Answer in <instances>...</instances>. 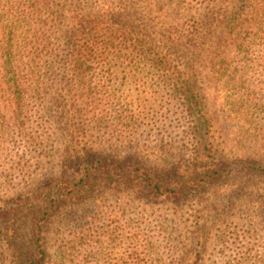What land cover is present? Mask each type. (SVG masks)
Here are the masks:
<instances>
[{"label":"rangeland","instance_id":"obj_1","mask_svg":"<svg viewBox=\"0 0 264 264\" xmlns=\"http://www.w3.org/2000/svg\"><path fill=\"white\" fill-rule=\"evenodd\" d=\"M61 60L50 58L49 70L38 61L37 77L46 79L40 86L43 99L8 105L0 91V264H14L15 258L33 252L35 232L48 248L72 239L77 249L82 245L74 252L76 264H125L150 248L164 263V246L170 242L161 230H167L180 264H262L264 67L257 74L246 71L248 84L241 91L245 103L237 104L242 108L236 117L227 119L209 101L203 107L214 120L206 152L223 160L227 169L206 181L193 200L164 203L146 195L144 183L135 177L142 172L132 167H204L194 149L200 116L173 98L171 84L182 76L162 74L145 63L126 67L111 57L106 65L79 74L72 81L78 84L66 87L63 81L75 76L71 70L64 72ZM92 91L100 92L93 101L74 102L81 94L93 96ZM57 99L65 108L63 117L50 106ZM77 144L81 161L108 165L86 175L102 192L93 200L59 204L60 188H72L85 177L83 164L76 173L61 162ZM47 199L54 203L45 218ZM2 210H10V216L3 217ZM7 219L14 230L6 229ZM81 230H99V243L83 246Z\"/></svg>","mask_w":264,"mask_h":264},{"label":"trees","instance_id":"obj_2","mask_svg":"<svg viewBox=\"0 0 264 264\" xmlns=\"http://www.w3.org/2000/svg\"><path fill=\"white\" fill-rule=\"evenodd\" d=\"M263 49L264 0H0V91L8 105L43 99L40 86L46 79L37 77V64L42 61L49 70L50 58L60 57L64 72L71 70L75 76L63 81L66 87L78 84L72 81L79 74L95 65H106L111 57L126 67L145 63L162 74L182 76L171 84L175 90L173 98L186 105L190 114L197 110L200 116L194 132V149L204 167L183 169L180 163L169 170L133 166L134 171L142 172L135 176L137 183H144L146 195L157 202L187 203L198 195L206 181L227 169L223 160L206 152L214 120L203 112V107L209 101L227 119L236 117L242 108L237 104L245 103L241 91L248 82L244 75L248 69L254 74L263 69ZM60 52L64 55L59 56ZM99 93L81 94L74 102L92 100ZM58 102L59 99L50 106L63 117L65 108ZM79 132L85 134L84 129ZM79 150V144L75 145L63 154L61 162L76 173H81L84 165L85 177L76 180L72 188H60L59 204L74 199L93 200L102 192L101 186L89 182L86 175L108 165L100 160L81 161L77 156ZM48 199L45 218L54 203ZM10 214V210H2L1 215ZM7 220L10 224L6 229L14 230L12 221ZM161 232L165 234L164 240L171 243L167 230ZM100 236L99 230H81L79 240L86 246L99 243ZM200 236L205 239V234ZM31 241L33 252L15 258L14 264H76L73 258L77 243L73 239L48 248L41 234L35 232ZM170 243L164 246V263L154 258L150 248L142 257L129 256L131 260L125 264H180ZM81 248L82 245L77 250Z\"/></svg>","mask_w":264,"mask_h":264}]
</instances>
